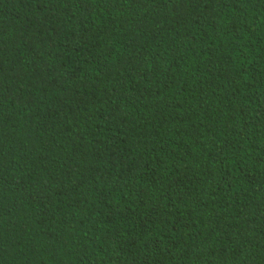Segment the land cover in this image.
I'll return each instance as SVG.
<instances>
[{
  "label": "trees",
  "instance_id": "16d2710c",
  "mask_svg": "<svg viewBox=\"0 0 264 264\" xmlns=\"http://www.w3.org/2000/svg\"><path fill=\"white\" fill-rule=\"evenodd\" d=\"M0 264H264V0H0Z\"/></svg>",
  "mask_w": 264,
  "mask_h": 264
}]
</instances>
